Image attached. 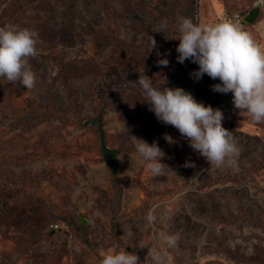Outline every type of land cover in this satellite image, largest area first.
Returning <instances> with one entry per match:
<instances>
[{
	"label": "rangeland",
	"instance_id": "obj_1",
	"mask_svg": "<svg viewBox=\"0 0 264 264\" xmlns=\"http://www.w3.org/2000/svg\"><path fill=\"white\" fill-rule=\"evenodd\" d=\"M255 1L0 0V26L39 33L35 86L0 78V264H100L122 250L154 264L161 231L179 235L164 264H264V123L235 109L231 92L213 91L219 79L190 75L199 66L178 62L173 39L181 8L193 7L194 23H239L264 46V0L252 23L243 19ZM140 75L161 90L173 88L167 78L193 86L198 103L220 109L241 148L236 164L210 166L160 122ZM94 117L118 151L109 163ZM130 136L157 142L162 175Z\"/></svg>",
	"mask_w": 264,
	"mask_h": 264
},
{
	"label": "clouds",
	"instance_id": "obj_2",
	"mask_svg": "<svg viewBox=\"0 0 264 264\" xmlns=\"http://www.w3.org/2000/svg\"><path fill=\"white\" fill-rule=\"evenodd\" d=\"M259 6V5H257ZM166 24L161 29H166ZM173 39H178L177 60L183 64L190 60L198 64V71L190 73L197 80L207 74L213 80L212 90L222 94L231 92L235 109L245 112L251 122L264 123V46H262L242 25L235 22L215 24L194 23L191 18L179 17ZM39 33L35 29L8 24L0 26V78L9 83L22 84L27 90L36 83V75L31 70L30 59L38 55ZM155 40L150 41V49L155 47ZM158 65L167 66L162 59ZM143 90L145 102L156 118L175 127L182 137L189 141L190 147L202 155L217 168L234 166L241 148L233 132L222 126L224 119L220 109H213L198 103L190 93L182 88L155 87L152 80L143 75L136 82ZM135 153L146 164L153 176L163 174L161 158L164 152L157 142L151 145L142 139L130 136ZM168 143L173 138L164 136ZM185 166H191L187 164ZM149 224L155 217L149 213ZM161 249L150 248L148 256L154 264H164L166 252L178 245L179 235L161 231L158 235ZM141 247H144L142 245ZM100 264H140L139 257L125 250L103 254Z\"/></svg>",
	"mask_w": 264,
	"mask_h": 264
},
{
	"label": "water",
	"instance_id": "obj_3",
	"mask_svg": "<svg viewBox=\"0 0 264 264\" xmlns=\"http://www.w3.org/2000/svg\"><path fill=\"white\" fill-rule=\"evenodd\" d=\"M261 1L257 0L253 3L251 9L244 15L243 19L247 23H252L257 16L259 12V7H260ZM259 5V6H257ZM168 81L170 85L173 88H182L186 93H190L192 96L195 95V89L193 86H189L187 84H184L180 81L174 80L173 78H168ZM96 122L97 124V131L99 133V145H100V151L102 154L103 161L106 163H109L113 161L116 158L117 155V149L115 148H110L104 141L103 139V130L100 125V118L99 117H94L91 121V123ZM81 223H86L85 220L80 218Z\"/></svg>",
	"mask_w": 264,
	"mask_h": 264
},
{
	"label": "trees",
	"instance_id": "obj_4",
	"mask_svg": "<svg viewBox=\"0 0 264 264\" xmlns=\"http://www.w3.org/2000/svg\"><path fill=\"white\" fill-rule=\"evenodd\" d=\"M180 12H181V15H183L184 17L191 18L192 20L194 19V8L193 7H192L190 12L184 10V8H181ZM167 81H168V78H167ZM168 83H169V81H168ZM208 102L212 103L210 100H208ZM80 227H84V225H80Z\"/></svg>",
	"mask_w": 264,
	"mask_h": 264
},
{
	"label": "built area",
	"instance_id": "obj_5",
	"mask_svg": "<svg viewBox=\"0 0 264 264\" xmlns=\"http://www.w3.org/2000/svg\"><path fill=\"white\" fill-rule=\"evenodd\" d=\"M53 227H54V228H58V225L55 224V225H53Z\"/></svg>",
	"mask_w": 264,
	"mask_h": 264
}]
</instances>
